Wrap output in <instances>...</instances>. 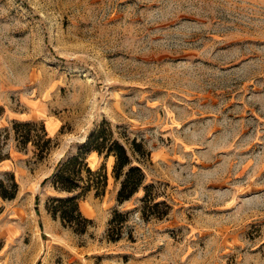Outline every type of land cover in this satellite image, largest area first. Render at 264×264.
<instances>
[{
	"label": "rangeland",
	"instance_id": "rangeland-1",
	"mask_svg": "<svg viewBox=\"0 0 264 264\" xmlns=\"http://www.w3.org/2000/svg\"><path fill=\"white\" fill-rule=\"evenodd\" d=\"M102 121L150 152L169 210L142 218V190L119 205L112 159L92 153L106 187L79 201L77 235L46 212L49 177ZM26 122L53 139L43 159L15 138ZM10 177L0 264H264V0H0L5 195Z\"/></svg>",
	"mask_w": 264,
	"mask_h": 264
},
{
	"label": "trees",
	"instance_id": "trees-1",
	"mask_svg": "<svg viewBox=\"0 0 264 264\" xmlns=\"http://www.w3.org/2000/svg\"><path fill=\"white\" fill-rule=\"evenodd\" d=\"M15 138L22 148L31 144L35 149L37 159H43L54 147L53 139L48 138L43 125L36 123H14ZM95 154L103 160L112 159V178L118 183L116 194L117 203L129 201L139 190L143 191L139 212L144 219L162 218L167 216L169 206L160 200L154 185L145 184L142 163L149 160L150 152L136 139H129L125 135H117L110 123L102 121L92 129L77 151L60 159L49 177L50 185L56 196L50 197L45 209L53 220L70 229L77 235H83L91 225V220L85 218L79 209V201L89 193L100 196L106 187L104 171H93L87 157ZM48 179H44V184ZM17 185L10 177V194L5 195V187L0 183V196L10 200L14 197ZM37 197L35 199L37 205ZM128 213L113 211L107 228V239L118 242L122 239V232L126 224Z\"/></svg>",
	"mask_w": 264,
	"mask_h": 264
}]
</instances>
